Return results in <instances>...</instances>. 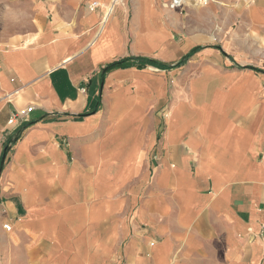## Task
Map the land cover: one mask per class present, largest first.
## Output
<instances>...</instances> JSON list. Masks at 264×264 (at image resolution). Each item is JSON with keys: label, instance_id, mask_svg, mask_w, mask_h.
I'll return each mask as SVG.
<instances>
[{"label": "crops", "instance_id": "1", "mask_svg": "<svg viewBox=\"0 0 264 264\" xmlns=\"http://www.w3.org/2000/svg\"><path fill=\"white\" fill-rule=\"evenodd\" d=\"M36 5L0 38V264H264V0Z\"/></svg>", "mask_w": 264, "mask_h": 264}, {"label": "rangeland", "instance_id": "2", "mask_svg": "<svg viewBox=\"0 0 264 264\" xmlns=\"http://www.w3.org/2000/svg\"><path fill=\"white\" fill-rule=\"evenodd\" d=\"M59 0H0V38L7 34L22 35L32 31L36 17V4H54ZM189 12L201 7L188 1ZM186 10V11H187ZM47 14V12H45ZM50 15V12L48 11Z\"/></svg>", "mask_w": 264, "mask_h": 264}, {"label": "trees", "instance_id": "3", "mask_svg": "<svg viewBox=\"0 0 264 264\" xmlns=\"http://www.w3.org/2000/svg\"><path fill=\"white\" fill-rule=\"evenodd\" d=\"M200 49H201L200 47H196V48L192 49L187 55H185L183 58H181L177 63L173 64L172 66H164V65L156 63L154 61L145 60V59H137V63L140 67L151 66V67H154V68H157L160 70L173 69V68H176V67L183 65L193 54L198 52ZM128 60L129 59L119 60V61L113 62V63L109 64L108 66H106L100 73L101 79L103 80L104 75L106 73L110 72L111 70H114L117 68H125ZM256 71H260V70H256ZM22 131L23 130L18 132V134L15 138L16 140L19 138ZM14 143L15 142L11 141L10 138H8L7 141L5 142L3 150H2L1 159H0V171L3 169L4 165L6 164L10 150H11V147Z\"/></svg>", "mask_w": 264, "mask_h": 264}, {"label": "built area", "instance_id": "4", "mask_svg": "<svg viewBox=\"0 0 264 264\" xmlns=\"http://www.w3.org/2000/svg\"><path fill=\"white\" fill-rule=\"evenodd\" d=\"M188 1L193 2V4L202 5L207 0H163L164 5L170 10H182L188 6ZM119 0H113V4H117ZM95 7V5H94ZM31 108H26L22 111L15 112L8 120V125H21L27 121L29 114L31 113ZM5 230H9L7 225L4 226Z\"/></svg>", "mask_w": 264, "mask_h": 264}, {"label": "water", "instance_id": "5", "mask_svg": "<svg viewBox=\"0 0 264 264\" xmlns=\"http://www.w3.org/2000/svg\"><path fill=\"white\" fill-rule=\"evenodd\" d=\"M15 138H16V137H15ZM15 138L11 139V141H14V142H15V141H16V139H15ZM1 171H2V170H1ZM1 171H0V172H1Z\"/></svg>", "mask_w": 264, "mask_h": 264}]
</instances>
